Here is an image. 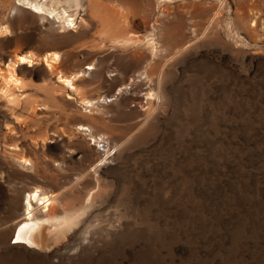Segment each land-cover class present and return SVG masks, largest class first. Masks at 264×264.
Segmentation results:
<instances>
[{
	"label": "rangeland",
	"instance_id": "374dc122",
	"mask_svg": "<svg viewBox=\"0 0 264 264\" xmlns=\"http://www.w3.org/2000/svg\"><path fill=\"white\" fill-rule=\"evenodd\" d=\"M38 1L0 0V264H264V0ZM46 52L74 91L42 92Z\"/></svg>",
	"mask_w": 264,
	"mask_h": 264
},
{
	"label": "bare ground",
	"instance_id": "6f19581e",
	"mask_svg": "<svg viewBox=\"0 0 264 264\" xmlns=\"http://www.w3.org/2000/svg\"><path fill=\"white\" fill-rule=\"evenodd\" d=\"M93 2H94V0H89L90 4H92V5L97 4V3H95V2L93 3ZM18 5L19 6H25L22 8L29 9L30 11H33V13L40 15L41 17H46L47 14L53 15L55 12L54 8L48 7L47 4L41 3L38 0H34V1L20 0V3H18ZM79 5H80V2L77 0V4L75 2V6L78 7ZM56 17H58V16H56ZM73 19L74 18H70V19L67 18L66 19V17H65V21H68V22H66L67 26L70 28L73 26ZM111 31H113V30H110V32ZM33 55L28 53V54H25L22 56H17L15 59L16 60L15 64L16 63L17 64H21V63L25 64L26 63L28 66H30L36 60L35 59L36 57H34ZM38 60L44 64L45 68L49 71V73L54 74V77L56 78V81H57L56 85L53 86L52 89H50L51 87L49 86L48 91H47V88L46 89H45V87L42 88L43 89L42 92H46V94L47 93L52 94L51 92L58 90V88L69 89V90L71 89L72 91H74V89H75V87L73 86L74 82L77 79H79L81 76H83L84 72H86V70H84V72H82L81 76H80V73L68 76V75H65V74L58 72L57 68L55 66H57L56 65L57 63H59L60 57H59V54H57L55 52H46ZM88 65L92 66V64H88ZM15 68H14V64H6L3 68L4 73L1 74V72H0V75L3 78V82H1V84L3 86L0 85V86H2L0 88V97H4V99L8 103L9 102L13 103L14 100H16L14 98H13V100L10 99L11 94H12L11 92L14 89L20 88L21 84L23 85V83H24V82L22 83L19 80V78L15 75V73H14ZM74 85H76V84H74ZM24 86H27V85H24ZM17 99H18V97H17ZM81 102L85 105H90V106L92 105L91 102L86 100V99H81ZM16 104H18V103H16ZM22 164H28V162L26 160L22 159ZM26 198H27V202H26L25 210H24V220L20 221L16 225L12 239H14L13 244H18V245L22 244V245L34 248V247L42 245L43 239L45 236L44 235L45 234V232H44L45 224H47L50 220L47 217H38V216L36 217V216H34L33 212H34L35 207L33 208L31 203L35 202L37 204H40L41 210L43 211V210L47 209L49 203H51L52 202L51 200H53V199H51V195H49L45 192H42L40 189L32 190ZM71 220H74L72 216H66V217L56 219L54 221L55 222L54 226H56V227L60 226L61 227V225H63V227H64L66 224L68 225V224L72 223ZM50 223H51V221H50ZM46 244H47V242H46ZM38 248L39 247H37V249Z\"/></svg>",
	"mask_w": 264,
	"mask_h": 264
}]
</instances>
